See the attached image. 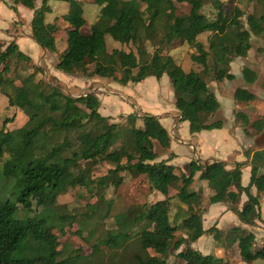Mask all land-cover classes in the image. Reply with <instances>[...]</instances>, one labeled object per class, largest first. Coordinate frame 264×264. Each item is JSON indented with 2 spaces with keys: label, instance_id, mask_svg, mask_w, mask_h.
Wrapping results in <instances>:
<instances>
[{
  "label": "trees",
  "instance_id": "1",
  "mask_svg": "<svg viewBox=\"0 0 264 264\" xmlns=\"http://www.w3.org/2000/svg\"><path fill=\"white\" fill-rule=\"evenodd\" d=\"M40 1L36 7L35 0H12L14 5L32 11L31 38L42 50L54 53V34L59 29L65 31L66 47L55 64L57 71L68 76L110 79L120 86L138 84L148 77L159 80L165 75L174 107L180 121L187 122L190 134L222 128L221 120H211L220 105L208 83L234 80L229 70L231 62L246 58L251 36L263 33L264 12L253 8L243 20L242 7L235 4L228 8L219 0H57L68 7L53 23L45 21L51 13V0ZM87 1L97 5L99 13L90 34L82 35L83 5ZM112 2L115 5L111 9ZM140 3L144 8L135 14ZM178 5H187L188 12ZM206 6L212 8L210 16L203 12ZM204 33L207 46L198 39ZM106 37L132 45L136 54L121 49L108 52ZM183 44L194 49L190 60L200 66L198 71L185 72L170 54H162L163 45L171 49ZM19 61L28 64L30 57L16 43L10 42L4 49L0 45V94L9 107L18 108L27 117L17 129H5L10 119L0 128V264H76L85 259L79 248L74 249V255L67 253L70 241L59 243L66 226L78 216L92 239L87 257L93 259L91 264H175L169 261L170 255L180 264H220L214 256L202 255L190 246L205 234H212L219 243L222 240L219 232L202 227L201 196L193 187L195 182L206 186L209 204L227 205L241 224L255 226L261 220L264 149L250 156V178L244 187L241 163L227 169L223 161H191L185 175L168 164L170 157L156 161V148L166 151L171 142L157 116L129 115L137 122L133 133L126 132L110 148L117 125L99 113L100 100L94 93L73 98L58 86L37 79L39 68L28 74L19 70L17 74L11 66ZM242 76L247 83L256 80V74L247 67L242 69ZM232 97L244 103L256 99L244 88H236ZM236 119L245 134L248 127L256 133L264 129L263 118L250 123L239 112ZM101 162L112 166L104 175L94 177L93 169ZM139 181L163 198L148 203L135 196L124 197L127 207L121 205L112 215L114 227L104 228L103 220L114 207V201L105 198L107 191L113 189L119 199L122 185ZM179 181V187L170 194L171 184ZM75 188L85 193L84 209L68 213L56 199ZM251 188L255 194L250 193ZM242 194L247 200L238 209ZM91 198L96 201L89 205ZM173 202L178 206L171 217ZM225 240L226 250L236 246L241 262L264 264V244L255 249L252 232L236 226Z\"/></svg>",
  "mask_w": 264,
  "mask_h": 264
},
{
  "label": "rangeland",
  "instance_id": "2",
  "mask_svg": "<svg viewBox=\"0 0 264 264\" xmlns=\"http://www.w3.org/2000/svg\"><path fill=\"white\" fill-rule=\"evenodd\" d=\"M119 2L122 0H114ZM226 4L228 8L238 4L245 12L246 19L247 15L255 8L258 12H264V0L258 3L256 0H219ZM115 2H112L110 8L112 9L115 5ZM41 4L40 0H35V6L39 7ZM50 8H52V13H49L45 17L47 23H53L55 17H58L62 14H65L67 11L68 4L62 1L51 0L49 1ZM263 5V7H261ZM14 6V10L10 9ZM179 9L183 12H188L189 7L187 5H178ZM144 8V5L138 4L137 8L134 10L135 14L138 10ZM19 9V11H17ZM203 12L210 16L212 13V8L206 6L203 9ZM99 13V7L87 1L83 5V17L85 19V24L80 28L82 35L90 34V26L95 22ZM31 11L27 10L19 5H14L12 0H0V45L4 49L10 42L17 44L19 50L25 55L30 57V62L27 64L25 62L19 61L17 65L12 64V69L16 71L17 74H20V71H25L26 74L29 72L35 71L36 68L41 70V73H37L36 78H41L44 82L58 86L60 90L73 98H77L82 95L89 93H94L97 98L100 100L99 113L102 116L110 117V122L117 125V130L114 131L109 140L110 148H114V144L120 141L121 137H125V133H133L137 122L136 118L129 115L143 114L145 112L149 114H161L163 111H168L173 104V93L170 87V81L167 76H162L159 80L154 77H148L138 84H127L125 86H120L116 82L110 79H100L97 77H83L81 75L68 76L55 69V64L59 57L60 52H62L66 47V35L64 30H58L55 34V47L56 52L50 53L47 52V55L40 58V52L42 49L38 46L30 37L31 32L29 33V24ZM207 34H201L198 36L199 41H201L205 46ZM29 37V38H27ZM106 47L107 51L111 52L113 49H121L126 52L133 51L136 54V50L132 45L126 46L121 45L118 42L113 41L110 37H106ZM150 48V47H149ZM148 48V49H149ZM151 52V51H150ZM194 52L190 46L183 44L179 47L168 48L166 45L162 47V54H170L176 64H178L185 72L190 70L198 71L200 68L199 65L193 63L190 60V54ZM244 67L249 68L256 74V80L253 83H247L242 76V69ZM88 69L91 71L93 66H89ZM20 70V71H19ZM230 73L234 75V80L232 81H222L220 83L209 81L208 87L215 94L216 99L219 102V109L216 114L212 117L213 120H221L223 122L222 130L215 131H206V134H203L201 140L203 145H207L210 149L207 148V153L204 156H213L211 150L215 144L219 145L218 151L227 148L228 152V162L234 157L233 147L235 145L240 146L244 150L243 146L248 145V161H250L251 152H256L264 149V129L260 133H256L254 129L247 128L246 134L243 132V129L239 127L240 121L236 119V114L241 112L244 113L250 123L264 119V23H263V33L260 36H251V49L249 50L246 58H235L230 64ZM23 73V72H22ZM9 77H13L12 73L8 74ZM14 78V77H13ZM16 78V77H15ZM14 78V79H15ZM54 78V80L52 79ZM18 78L16 79L17 84ZM236 88H244L250 91L255 95L256 99L254 101L244 103L235 101L232 97L233 91ZM137 108L144 109L145 112L137 110ZM137 116V115H136ZM175 118V117H174ZM7 119H10L11 122L5 126L7 130H14L21 127L27 120V117L16 107H9L7 104L6 98L0 94V128L3 125V122ZM178 119L174 120V124H177ZM179 129L176 130L178 139L182 143L186 142L185 137H188L189 132L186 122H181ZM173 144H179L181 150L184 152L192 153L190 150V145H183L176 141L172 131L169 132ZM242 136V137H241ZM227 138V140H225ZM229 140V141H228ZM178 143V144H177ZM195 143V142H194ZM194 146V154L187 155L185 158H181L177 161V166H179V172L181 170L186 171L188 174L187 165L191 161L196 163L202 162L201 155L198 154V148ZM234 143V144H233ZM210 144V145H209ZM233 146L231 147L230 145ZM192 148V147H191ZM235 149V148H234ZM158 152V158L156 161H159L165 155L164 150L156 148ZM204 153V151H203ZM200 157V158H199ZM215 157V156H213ZM262 161H264V153L262 154ZM215 158H218L217 155ZM215 160V159H213ZM217 161H221L218 160ZM247 161V162H248ZM226 164V163H225ZM112 165L107 162L98 163L93 169L92 175L94 177L104 175L108 168ZM227 166V164H226ZM234 167V166H233ZM228 168V166L226 167ZM181 169V170H180ZM258 173L262 172L261 169H258ZM242 173V169H241ZM247 181L249 174L245 175ZM242 178V174H241ZM246 181V182H247ZM180 183V181L178 182ZM0 186H3L2 178L0 177ZM194 188H198L197 183L193 184ZM200 190V206L201 209V220L202 227L205 230L211 228L214 232H219L222 236V240L217 242L212 236V234H205L201 236L196 242L190 244V246L201 253L202 255H212L218 259L220 264H246L239 260L238 252L236 246L231 247L230 249L225 248L226 240L225 237L229 233L230 229L233 227H241L250 231L255 236L254 248L257 249L264 244V194H261L260 199V221H257L255 226H246L238 222L237 217L229 212L228 206L222 203L209 204L208 197L209 193L207 190L198 188ZM252 189V188H251ZM175 190V185L171 184L169 193L172 194ZM122 198H115L116 194L113 189H109L106 193V200H113L114 207L111 210V213L107 218L103 220L102 226L104 228L114 227V222L112 215L114 212L120 208L122 205L123 208H126V199L127 196H135L136 199L140 202L152 203L161 197V194L155 191H151L148 184L141 181L122 185L119 189ZM254 193V189L250 191ZM84 195V196H83ZM241 202L237 205L238 209L241 208L243 201H246L247 198L244 194L241 196ZM96 201L95 198L89 200V205H92ZM57 205L64 207L68 213H73L76 211H82L85 205V193L78 189H70L66 193L61 194L56 199ZM222 204V205H221ZM178 204L173 202V208L171 212V217L177 209ZM236 207V208H237ZM81 216L76 218V221L71 226H66V234L64 237H59V243L63 244L65 241H70V246L66 248L67 253L70 252L71 255H74V249L79 248L84 255L83 260H80L76 264H91L93 259H88L90 255V244L92 242L91 236L87 233L88 231L84 229V225L80 224ZM89 226V225H88ZM90 227V226H89ZM56 234V231H54ZM178 235L180 233H177ZM182 249V247H181ZM169 261L175 264H180L181 261H178L173 255L169 256ZM261 261H255L252 264H262Z\"/></svg>",
  "mask_w": 264,
  "mask_h": 264
},
{
  "label": "crops",
  "instance_id": "3",
  "mask_svg": "<svg viewBox=\"0 0 264 264\" xmlns=\"http://www.w3.org/2000/svg\"><path fill=\"white\" fill-rule=\"evenodd\" d=\"M17 11H19V9H17ZM51 13H52V8H51ZM50 15V14H49ZM31 17H32V11H31V15H30V19L29 20H31ZM30 23V21L28 22V24ZM29 28V27H28ZM1 30V29H0ZM29 33H30V28H29V31H28ZM31 37V36H30ZM27 38H29V37H27ZM57 51V50H56ZM55 51V52H56ZM40 52V58H42V57H44V56H46L47 55V51H45V50H41V51H39ZM54 52V53H55ZM53 53V54H54ZM137 110H139V111H141V112H145L144 111V109H141V108H137ZM165 109L163 108V111H162V113L161 114H151V115H155V116H157L158 117V119H159V122L161 123V125L167 130V132H168V134H169V132L170 131H172L173 132V134H174V137L176 138V141H178V143H180V144H183V145H190V150H191V152L194 154V146L192 145V143H194L195 144V147H197L199 150H198V156H199V153H200V155H201V159H202V162L200 161V163H198V164H203V163H205L206 161H209V160H213V159H215V160H221V161H223V162H225L226 164H227V166H228V168L227 169H231L235 164H237V163H241V164H243V166H242V178H241V184H242V186L244 187V186H247L248 185V183H249V178H250V166H249V164H250V162L247 160V154H248V151H247V149L249 148V146L248 145H245V146H243V148H244V150H242V148L240 147V146H237V145H235L234 147H233V153H234V157L232 158V160H229V162H228V159H230V158H228L227 159V157L229 156L228 155V152H227V148L226 149H223V150H221V152H219L218 151V148H220V146L219 145H217V144H215V146H213V148H212V152H211V154L213 155V156H215L216 157V155H217V157L218 158H215V157H213V156H208V157H206V156H204L205 155V153H207L208 151H207V148L208 149H210V147L208 146V144L207 145H204V146H202L203 145V141L201 140V137H203V134H206L205 132L206 131H202V132H199V133H195V134H190V135H188V137H185L184 139H186V142L185 143H182L181 142V140L180 139H178L177 137H178V135H177V133H176V130L177 129H179V126L182 124L181 123V121H180V116H179V113H178V111L175 109V107H173L172 105H171V108H170V110H168V111H164ZM140 113V112H139ZM138 112L136 113V115L137 116H139L140 114H139ZM145 113H147V112H145ZM149 114V113H148ZM175 117V118H174ZM175 119H178V121H177V124H174V120ZM187 123V122H186ZM187 128H188V124H187ZM223 129V128H222ZM221 129V130H222ZM211 131H215V130H211ZM169 136H170V134H169ZM242 137V136H241ZM171 138V137H170ZM225 140H227V138L225 139ZM229 141V140H228ZM177 143V144H178ZM234 144V143H233ZM233 144L232 145H230L231 147L233 146ZM210 145V144H209ZM192 147V148H191ZM235 148V149H234ZM203 151H204V153H203ZM165 153V155L163 156V158L161 159V160H167L169 157H170V160L168 161V164H170V165H173L175 168H176V170H177V172H179V166H177V161H179L181 158H185V159H187V157H186V154L187 155H191L189 152L187 153V152H185V154H184V152L181 150V147H179V144L178 145H175V143L173 144V142H172V139H171V142H170V147H169V149L168 150H166V152H164ZM254 152H251V154H250V156L253 154ZM204 154V155H203ZM200 158V157H199ZM188 160V159H187ZM248 161V162H247ZM187 162H189V160L187 161ZM226 166V167H227ZM187 167H188V165H187ZM181 170V169H180ZM181 173H183V174H185V175H187V173H186V171H182L181 170ZM249 174V178H248V181H247V177H245V175L246 174ZM198 176V173L195 175V177L194 178H196ZM247 181V182H246ZM195 183H197V185H199V187L198 188H200V187H202V189H205L206 190V186L203 184V183H198V182H195ZM179 185H180V183H176V185H175V189H177L178 187H179ZM198 188H195L196 190L198 189ZM251 190H253V188L252 189H250V191ZM210 195V194H209ZM161 198H163V196L161 195V197H158V199H161ZM241 202V201H240ZM244 202V201H243ZM222 205V204H221ZM230 212V211H229ZM239 222V221H238Z\"/></svg>",
  "mask_w": 264,
  "mask_h": 264
},
{
  "label": "clouds",
  "instance_id": "4",
  "mask_svg": "<svg viewBox=\"0 0 264 264\" xmlns=\"http://www.w3.org/2000/svg\"><path fill=\"white\" fill-rule=\"evenodd\" d=\"M198 164V163H197Z\"/></svg>",
  "mask_w": 264,
  "mask_h": 264
}]
</instances>
